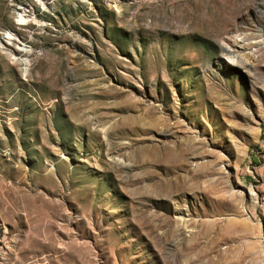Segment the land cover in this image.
<instances>
[{
	"label": "rangeland",
	"instance_id": "1",
	"mask_svg": "<svg viewBox=\"0 0 264 264\" xmlns=\"http://www.w3.org/2000/svg\"><path fill=\"white\" fill-rule=\"evenodd\" d=\"M0 264H264V0H0Z\"/></svg>",
	"mask_w": 264,
	"mask_h": 264
},
{
	"label": "bare ground",
	"instance_id": "2",
	"mask_svg": "<svg viewBox=\"0 0 264 264\" xmlns=\"http://www.w3.org/2000/svg\"><path fill=\"white\" fill-rule=\"evenodd\" d=\"M28 17V16H27ZM27 17H26V14H25V12H23V13H20L19 15H18V23L19 24H25V23H28L27 21ZM10 36H12L10 33H8ZM14 37H11L10 39H13ZM26 64V63H25Z\"/></svg>",
	"mask_w": 264,
	"mask_h": 264
}]
</instances>
